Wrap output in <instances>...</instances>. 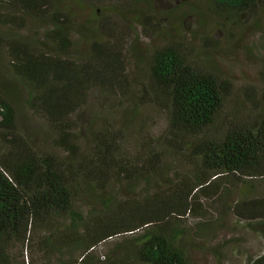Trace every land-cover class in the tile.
<instances>
[{"label":"trees","instance_id":"16d2710c","mask_svg":"<svg viewBox=\"0 0 264 264\" xmlns=\"http://www.w3.org/2000/svg\"><path fill=\"white\" fill-rule=\"evenodd\" d=\"M155 6L0 0V264H11L13 242H28L51 214L72 215L63 231L56 227L41 240L59 252L56 264H90L93 252L119 235L112 254L96 258L100 263L190 264L178 221L202 197L228 191L223 179L248 186L224 208L264 224V196L250 189L264 182V109L220 121L231 83L198 64L184 35L170 32L165 43L142 50L135 33L131 45H122L132 22L155 32ZM205 7L233 19L264 10L261 0H206ZM140 55L144 82L131 62ZM94 98L103 104H92ZM148 104L164 114V131L138 126L130 135ZM31 119L39 125L33 133ZM162 174L156 183L153 176ZM142 183L153 191L139 190ZM107 184L101 211L108 214L74 212V202ZM247 264H264V248Z\"/></svg>","mask_w":264,"mask_h":264},{"label":"rangeland","instance_id":"374dc122","mask_svg":"<svg viewBox=\"0 0 264 264\" xmlns=\"http://www.w3.org/2000/svg\"><path fill=\"white\" fill-rule=\"evenodd\" d=\"M261 4H264V0H261ZM155 5V12L152 14V21L157 25L153 28L155 32L152 30L148 33L131 21L132 28L124 29L122 45H131L135 33L139 34L137 42L142 50L148 45L153 48L165 43L167 34L171 35L170 32L173 34L172 38L184 35L188 39L189 51L195 56L198 64L216 71L220 77L228 79L231 83V93L224 105L220 121L226 116L243 117L245 113L255 114L264 109V10L258 9L233 19L225 14L208 11L205 7L206 0H155ZM191 6L198 7L195 15L188 12ZM79 45L85 50L88 42L82 41ZM131 62L136 78L142 82L147 81L146 56L134 57ZM92 104L100 106L103 102L94 98ZM106 105L113 104L110 102ZM115 114L120 116L117 112ZM135 123L136 126L128 132L130 135H136L138 126L146 127V130L157 135L164 131L166 121L159 109L148 104L141 108ZM27 126L32 133L39 128L33 119L27 122ZM164 175L169 176L170 172ZM164 175L153 178L159 183ZM222 182L226 184V189L229 187L228 191L214 193L211 198L202 197L197 202L195 211L189 212L178 221V227L186 229L185 240L190 264H247L248 256L255 255L264 248V224L238 219L224 208L225 203H232L248 186L230 182L227 184L224 179ZM254 183L258 187L250 189L255 188L256 195L264 196V186L260 187L264 182ZM137 188L148 189L143 183ZM152 191L153 189L147 190ZM109 193V184L103 188H94L83 200L79 198L74 202V212L85 214L87 210L93 209L92 214L99 212L97 215L104 217L108 212L101 211L103 200ZM71 218V214H51L46 217L44 224H35L28 242H13L11 264H56L59 252L48 251L41 245V240L56 227L63 231L64 225H67ZM122 238L119 235L104 241L101 247L93 252L94 261H90V264H102L96 258L102 255L100 259L105 260ZM66 257V254L62 256ZM77 257L79 253L74 255V258ZM79 260L78 258L77 262H80Z\"/></svg>","mask_w":264,"mask_h":264}]
</instances>
